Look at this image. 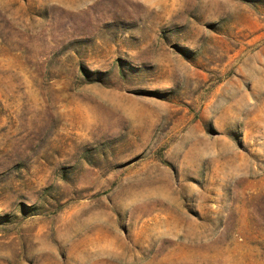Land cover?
<instances>
[{
	"label": "rangeland",
	"instance_id": "374dc122",
	"mask_svg": "<svg viewBox=\"0 0 264 264\" xmlns=\"http://www.w3.org/2000/svg\"><path fill=\"white\" fill-rule=\"evenodd\" d=\"M0 264H264V0H0Z\"/></svg>",
	"mask_w": 264,
	"mask_h": 264
}]
</instances>
